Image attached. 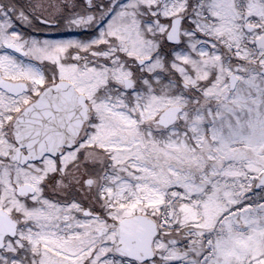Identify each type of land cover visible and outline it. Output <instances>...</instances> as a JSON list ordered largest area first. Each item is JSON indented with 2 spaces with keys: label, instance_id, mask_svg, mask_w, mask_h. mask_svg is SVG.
Masks as SVG:
<instances>
[{
  "label": "snow or ice",
  "instance_id": "snow-or-ice-1",
  "mask_svg": "<svg viewBox=\"0 0 264 264\" xmlns=\"http://www.w3.org/2000/svg\"><path fill=\"white\" fill-rule=\"evenodd\" d=\"M0 264H264V0H0Z\"/></svg>",
  "mask_w": 264,
  "mask_h": 264
}]
</instances>
